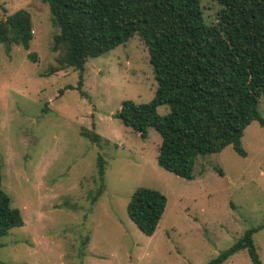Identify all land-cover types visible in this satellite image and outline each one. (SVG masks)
I'll return each instance as SVG.
<instances>
[{
    "label": "rangeland",
    "instance_id": "374dc122",
    "mask_svg": "<svg viewBox=\"0 0 264 264\" xmlns=\"http://www.w3.org/2000/svg\"><path fill=\"white\" fill-rule=\"evenodd\" d=\"M200 5L214 24L218 3ZM19 10L30 14L33 37L28 50L0 43V165L24 224L0 237V264H207L264 225V126L244 130L246 157L228 146L198 157L192 180L180 178L158 166L156 130L142 138L115 117L123 101L146 104L155 95L141 40L90 59L81 78L72 68L45 76L56 65L58 29L41 0H0V21ZM259 111L264 117V100ZM93 132L99 144L84 137ZM139 188L167 199L152 236L127 215ZM253 239L264 264V228ZM223 264L252 263L242 250Z\"/></svg>",
    "mask_w": 264,
    "mask_h": 264
},
{
    "label": "trees",
    "instance_id": "16d2710c",
    "mask_svg": "<svg viewBox=\"0 0 264 264\" xmlns=\"http://www.w3.org/2000/svg\"><path fill=\"white\" fill-rule=\"evenodd\" d=\"M41 1L58 29L51 46L56 65L45 76L72 68L81 78L90 59L135 37L146 46L157 84L155 95L146 104L123 101L115 117L142 138L149 128L157 131L159 167L192 180L198 157L228 146L246 157L244 130L254 121L264 126L259 111L264 100V0H215L220 8L211 25L204 20L200 0ZM32 37L27 11L0 21V43L6 51L12 45L28 50ZM163 105L169 112L159 116L157 108ZM84 137L96 144L101 140L94 132ZM103 167L99 160L100 178ZM166 204L159 191L139 188L130 197L127 215L144 235L152 236ZM23 224L20 210L2 187L0 165V237ZM263 228L247 230L207 264H223L242 250L252 264H261L253 236Z\"/></svg>",
    "mask_w": 264,
    "mask_h": 264
}]
</instances>
